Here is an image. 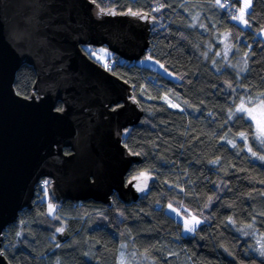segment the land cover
Masks as SVG:
<instances>
[{"label":"trees","instance_id":"1","mask_svg":"<svg viewBox=\"0 0 264 264\" xmlns=\"http://www.w3.org/2000/svg\"><path fill=\"white\" fill-rule=\"evenodd\" d=\"M232 2L239 9L240 3ZM96 3L100 9L147 12L157 22L148 50L137 61L108 50L110 55L101 63L87 51L99 47L81 46L91 59L107 64L131 85L143 114L122 136L127 149L141 157L128 178L150 170L155 180L129 204L116 194L108 205L91 200L56 203L48 192L50 183L47 191L37 186L32 207L20 211L2 233L4 256L11 264H121L124 248L129 261L143 254L145 264H264L253 238L256 233L264 246V162L241 151L243 141L237 139L238 147L233 148L220 139L229 129L227 139H232L251 123H225L233 102L264 91V40L257 34L264 26V0H252L245 17L250 27L232 20L215 0ZM158 3L164 7L153 11ZM148 56L159 63L146 60ZM240 59L243 68L230 64ZM34 80L33 68L21 65L14 78L16 92L29 96ZM165 96L179 107H169ZM249 143L253 151L264 154V147L251 136ZM217 158L219 163H210ZM209 197L213 201L205 207ZM169 203L178 209L183 204L203 221L195 233L183 232L181 218L187 214L181 209L177 216ZM49 204L58 218L47 214ZM58 227L64 231L57 232Z\"/></svg>","mask_w":264,"mask_h":264},{"label":"water","instance_id":"2","mask_svg":"<svg viewBox=\"0 0 264 264\" xmlns=\"http://www.w3.org/2000/svg\"><path fill=\"white\" fill-rule=\"evenodd\" d=\"M104 10L91 0H0V249L4 229L32 207L43 178L56 203L108 205L116 194L129 204L144 193L128 178L141 157L122 141L143 110L131 85L81 46L137 61L157 22ZM23 64L35 72L29 96L14 88ZM0 264L11 263L2 254Z\"/></svg>","mask_w":264,"mask_h":264},{"label":"snow or ice","instance_id":"3","mask_svg":"<svg viewBox=\"0 0 264 264\" xmlns=\"http://www.w3.org/2000/svg\"><path fill=\"white\" fill-rule=\"evenodd\" d=\"M91 2L96 3V0H91ZM234 2L240 3L241 0H234ZM215 6L220 7V8H225L226 5L222 3L221 0H215ZM163 7H164V4L158 3L157 6L153 9V11L159 12L162 10ZM249 8H250V0H243V6L237 10L239 12V15L233 14L231 16V19L239 22L245 27H250L251 25L249 24V21L245 18L247 15V10ZM100 12L101 14H107L105 13V10L103 8L100 9ZM119 14L121 15L129 14V15L139 17L142 19H146V18H151L152 20L155 19L154 17H151L150 13L136 12V11H132L131 9L128 10V13L120 12ZM261 31H264V29H262ZM229 50L230 49L226 47L223 53L225 59H227V54ZM87 51L89 52L90 55L96 56V59L98 61L101 59V57L96 53L95 50L87 49ZM100 51L103 52L105 56L110 55L104 49H101ZM216 55L219 56L221 55V53L217 52ZM247 55L248 53H245L246 57ZM145 59L152 60L154 63H159V61L153 60V57L151 56L145 57ZM105 67L107 68L109 66L105 64ZM160 67L163 68L164 71L167 72L169 76L172 75V73L168 72V69L163 64H160ZM225 83L228 89H232V91H235L231 83H228V82H225ZM245 91L247 92L248 90L245 89ZM19 94L20 93L17 92V95ZM164 99L166 102H168L169 107H172V108L179 107L178 104L172 103L171 100H169L167 96H165ZM133 100L135 101V97H133ZM118 107H122V106L118 105ZM116 110H117L116 108L113 109V111H116ZM57 111H63V109H57ZM228 121H251V123L248 125V128L245 129L244 131H237L232 139H227L229 133L231 132V129H229L228 132H226L225 135L222 136L220 139L222 141H225L227 144L231 145V147L233 148L238 147L236 143L237 139L243 141L244 146L241 148V151L246 150L247 152L251 154L252 157L264 162V154H258V152L253 151V148L249 143V138L251 136V138L258 141L259 144L262 147H264V91L260 92L256 96H252L249 94L246 97H240L239 103L233 102V106L230 107L229 109L228 116H227V119L225 120V123H228ZM133 154L140 155V153H133ZM210 163L212 164L219 163V158H217L214 161H210ZM150 179H152L150 175V170L140 171L138 175L132 177V180L137 181L135 187L138 192H145L148 189V182ZM48 183L49 182L47 180L44 181L45 186H47ZM129 183H132V181L130 180ZM44 190L47 191V188L45 187ZM180 191L183 192L184 189L181 188ZM212 201H213V197H209L208 204H205V207H208V205L211 204ZM48 208H49V211L47 214L49 216H52L53 218H58L55 216V211H56L55 206L52 204H49ZM168 208L170 211L175 213L177 216L182 215L181 209L183 210V213L187 214L186 216L182 217L184 221V231L186 233H195L197 231L198 226L203 223V221L199 219L197 215L189 212L187 208H184L183 204H181L180 208L178 209L176 207H173V205L169 203ZM261 215H264V213H261ZM228 222L234 223L232 217H228ZM21 223L23 224V221ZM246 227L252 228L253 224H248L246 225ZM56 231L62 233L64 231V228L58 227ZM20 235H21V232H16V236L19 237ZM57 247H59V245H57ZM121 247H124V245H122ZM258 252L261 257H264V246H261V248L258 249ZM2 254H3V250L0 249V255Z\"/></svg>","mask_w":264,"mask_h":264},{"label":"rangeland","instance_id":"4","mask_svg":"<svg viewBox=\"0 0 264 264\" xmlns=\"http://www.w3.org/2000/svg\"><path fill=\"white\" fill-rule=\"evenodd\" d=\"M251 2H252V0H250V5H251ZM242 6H243V0H241V2L239 4V8ZM262 29H264V26L257 31V34L264 40V31H261ZM101 49H104L106 52H108L107 47L99 46V48L96 50V53L101 57V59L98 61L96 59V56H94V57L98 62L103 63L105 55L103 52L100 51ZM230 64H232L235 68H238V69L243 68V65H244L243 60H241V59L235 61L234 63H230ZM47 194H48V192H45V194H43L44 197H47ZM48 210H49V208H48ZM181 219L183 220V218H181ZM183 232H185L184 231V225H183ZM253 238L255 240V249H260L261 246H263L261 237L258 236L256 233H254ZM119 261L121 264H145V263H147V260L145 259L143 254H134L129 261L124 248H122L120 251Z\"/></svg>","mask_w":264,"mask_h":264},{"label":"built area","instance_id":"5","mask_svg":"<svg viewBox=\"0 0 264 264\" xmlns=\"http://www.w3.org/2000/svg\"><path fill=\"white\" fill-rule=\"evenodd\" d=\"M222 3H224L226 6L225 8H222L230 17L235 14L239 15V12L237 11V6L232 2V0H223ZM109 64V63H108ZM39 187L45 188L46 186L44 185V180L41 179L38 183Z\"/></svg>","mask_w":264,"mask_h":264},{"label":"flooded vegetation","instance_id":"6","mask_svg":"<svg viewBox=\"0 0 264 264\" xmlns=\"http://www.w3.org/2000/svg\"><path fill=\"white\" fill-rule=\"evenodd\" d=\"M43 180H47L50 183V179L49 178H43Z\"/></svg>","mask_w":264,"mask_h":264}]
</instances>
